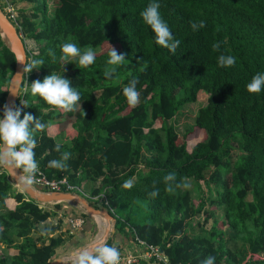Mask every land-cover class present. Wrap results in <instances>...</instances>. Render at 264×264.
I'll return each instance as SVG.
<instances>
[{"label": "trees", "instance_id": "16d2710c", "mask_svg": "<svg viewBox=\"0 0 264 264\" xmlns=\"http://www.w3.org/2000/svg\"><path fill=\"white\" fill-rule=\"evenodd\" d=\"M19 1L32 7L19 8L13 19L5 9ZM152 2L0 0L24 42L26 64L44 61L39 70L24 72L15 103L21 119L31 113L50 125L34 132L39 170L49 180L65 178L72 191L85 192L94 207L108 210L116 232L130 236L135 252L142 247L138 239L157 247L167 264H201L208 256L215 264H264V90L247 91L252 78L264 73V0H155L180 41L175 53L156 44L143 21L141 13ZM201 21L205 26L193 30L191 24ZM69 41L82 50L91 46L94 64H62L61 46ZM111 47L126 54L124 63H107ZM220 55L235 57V65L221 67ZM111 67L116 73L108 78L104 73ZM14 68V54L0 35V117ZM52 72L72 82L82 107L65 111L32 95L30 85ZM132 79L140 93L135 107L123 94ZM201 91L206 104L178 131L174 117ZM202 133V139L188 142ZM235 150L241 154L232 160ZM65 151L71 153L67 168H50L49 161ZM173 172V187L193 183L197 198L189 187L167 191L164 177ZM129 179L133 186L124 188ZM154 188L156 197L150 195ZM206 205L218 208L221 218L207 213ZM60 208L30 199L0 167V264H49L56 258L72 236L68 229L57 233L61 220L50 221ZM202 212L206 221L212 218L211 227L191 233Z\"/></svg>", "mask_w": 264, "mask_h": 264}, {"label": "clouds", "instance_id": "9594fccd", "mask_svg": "<svg viewBox=\"0 0 264 264\" xmlns=\"http://www.w3.org/2000/svg\"><path fill=\"white\" fill-rule=\"evenodd\" d=\"M159 9V3L153 0V2L142 11L141 16L143 21L153 30L156 37V44L175 53L176 49L180 45V41L173 37L172 31L169 25L162 18ZM204 26L203 21L191 24L193 30H198ZM213 47L218 49L219 46L214 45ZM61 51L62 55L59 59L60 62L65 65H68L72 60H77L80 68H86L94 64L96 60V52L91 46L82 50L77 46V44L69 41L65 42L61 46ZM49 55L55 59L54 52H49ZM108 55L110 57L107 61L109 65L118 66L126 61V54L118 53L113 47H111V51ZM218 63L221 67H231L235 65L236 59L231 55H220L218 57ZM21 64L24 65L23 72L31 73L33 70H39L44 64V61L42 59H33L27 64L21 61ZM115 73L116 67H111L106 69L104 74L106 77L111 78ZM17 76H20V73H17ZM137 84L138 81L136 79H132L123 88V94L126 97L128 104L132 107L137 106L140 102V93L137 91ZM30 86L32 95L39 96L48 105L65 111H72L77 107H82L79 103L81 100L79 91L72 86V82L69 79H66L64 75L61 76L56 72H52L50 75L46 76L42 82L40 80H36ZM262 90H264V73H257L247 84V91L249 93L256 94L260 93ZM10 93L13 96L18 94L17 89L14 86ZM22 104L24 105L23 102ZM21 115L22 108L17 107L14 104L4 105L3 115L0 117V167H2L1 165H7L12 168L18 183L23 185L25 188H28L34 183L36 174L39 171L34 151L37 147L34 132L44 131L46 128L50 127V125L45 124L40 120V118L35 117L31 113H23V119H21ZM54 150L60 152L61 146L59 144L55 145ZM70 158L71 153L66 151L62 152L60 159L50 160L48 166L55 169H66L67 164L65 162ZM16 168H20L22 170V174L17 175L14 171ZM164 180L167 184V191L170 193L174 191V187H190L188 183L183 181L176 183L173 187L171 182L176 181V175L174 172L166 175ZM132 186V179L125 181L123 185L124 188H131ZM73 189L75 190V187ZM59 192L76 193L72 191V189L69 191ZM76 194H79L87 200V194L85 192L83 194ZM158 194V190L155 188L150 193L152 197H156ZM39 204L42 206V203ZM110 238H112V236H110L108 240ZM120 259V250L114 246L107 245L101 240L94 248H85L77 253L74 257V264H119ZM201 264H215V257L208 256L201 262Z\"/></svg>", "mask_w": 264, "mask_h": 264}, {"label": "water", "instance_id": "95a60500", "mask_svg": "<svg viewBox=\"0 0 264 264\" xmlns=\"http://www.w3.org/2000/svg\"><path fill=\"white\" fill-rule=\"evenodd\" d=\"M0 35L3 38L4 43L10 49V51L14 54L15 57V68L14 72L10 77L8 87H7V94L5 96L4 105H12L16 103V99L19 94V88L23 79V67L24 65L21 64V61L26 64V51L25 45L21 38V35L17 32L16 27L14 24L8 19L5 13L2 11L0 7ZM17 73H20V76H17ZM13 86L17 89L18 94L13 96L10 91L12 90ZM4 107V106H3ZM3 115V113H2ZM2 168L8 173L9 177L15 182V186L18 187L22 192H24L30 199L43 204H54L59 202H71L81 206V208L85 211V213L100 216L105 220V226L95 240L88 243L85 248H94L101 240L106 243L110 236L114 234V226L116 225V218L106 209L103 208H96L92 204H90L84 197L80 196L76 193L70 192H59V191H52V192H42L38 191L31 186L25 188L23 185L19 184L16 176L14 175L13 169L7 165H1ZM15 173L21 174L19 168H16ZM74 254H71L73 258ZM68 256L64 255V257H56L53 259L49 264H74L73 262L68 261Z\"/></svg>", "mask_w": 264, "mask_h": 264}, {"label": "rangeland", "instance_id": "374dc122", "mask_svg": "<svg viewBox=\"0 0 264 264\" xmlns=\"http://www.w3.org/2000/svg\"><path fill=\"white\" fill-rule=\"evenodd\" d=\"M16 8H13V7H7L5 9V12H8L12 18L13 17H16L17 16V11L19 8H24L25 10L29 11L30 8L32 7V4L29 3V2H26V1H19L16 5H15ZM14 19V18H13ZM26 44H27V49L31 52H36L37 51V47L35 46V44L30 41V40H26ZM19 95V94H18ZM206 99H207V94L203 91H201L199 93V95L197 96V99L194 101V102H191V103H188L187 105H185L183 108H181V110L178 112L177 116L174 117L172 123L173 125L176 127V129L178 131H182L184 128L187 127V125L189 124H192L193 123V120L195 118V114L197 112V110L204 106L206 104ZM203 138V133L202 134H199V136L197 138H194V139H191L189 140L188 142L189 143H192L194 142L195 140H199V139H202ZM241 154L240 151H233L232 152V160H236V158ZM201 185V189L204 191V193H207V187L204 183H200ZM190 190H191V193H192V196L194 198H197V192L194 188V185L193 183H190ZM214 195L213 194L211 197L214 198ZM207 210V213L210 212V211H213L215 216L217 218L220 217V213L221 211L218 209V208H215L214 206H210V205H206L205 207ZM207 213H203L201 215H199L198 217H196L193 221H192V224H191V227L189 229V231L191 233H195V232H199L200 231V227L202 226V228L204 230H209V228L211 227V224H212V218H209L207 221H206V214ZM221 218V217H220ZM200 222V225H198L197 222ZM104 219H99V229L97 228L95 233L92 234V236L96 235L95 237H99V235L101 234V230H102V226H104ZM115 229V228H114ZM97 233V234H96ZM51 235H54V233ZM91 236V237H92ZM95 239V238H93ZM109 240L111 241H115L114 238H110ZM17 241H20L19 239H17ZM83 240H81V245H68L66 244V247L64 248H61L59 250H57V256L56 257H64V255L68 256V261L69 262H73L74 259H72L71 257V254L73 253L75 257L77 253H79L81 250L84 249V246H83ZM109 242V241H108ZM108 242H106V244L108 245ZM0 248L1 247V244H0ZM120 250V249H119ZM123 250H126V251H129V249H123ZM148 261L152 260V259H147V258H144ZM143 260V259H142Z\"/></svg>", "mask_w": 264, "mask_h": 264}, {"label": "crops", "instance_id": "0c3cea01", "mask_svg": "<svg viewBox=\"0 0 264 264\" xmlns=\"http://www.w3.org/2000/svg\"><path fill=\"white\" fill-rule=\"evenodd\" d=\"M61 204V208L59 210L54 211V217L50 218V221H57V220H61L62 225H61V229L60 231H66L67 229L69 230L70 233H72L71 238L68 240V242L66 243L67 246L68 245H81V240H83V246L85 247L88 243L92 242L93 240L96 239V235L92 236L93 233H95L96 229H99V219H103L100 216H94V215H90L84 212V210L81 208L80 205L75 204V203H71V202H60ZM53 204H43L42 206L47 207V208H51ZM86 215L84 217V215ZM75 219H80L82 221L81 225L77 226V227H73L72 223ZM105 221V220H104ZM94 224V227H93ZM105 226V223H104ZM104 226H102V230L104 228ZM116 229V228H115ZM101 230V232H102ZM97 234V233H96ZM64 236L67 237V233L65 232ZM92 236V237H91ZM95 238V239H93ZM112 238H114L115 241L118 243V245L120 246V248L122 249H129V250H133L135 249L136 245L133 243V241L131 240L130 236L126 237L124 235H121L119 233L116 232V230L114 231V234L112 236ZM66 247V245L64 246V248ZM61 249V248H60ZM59 250V249H58ZM55 259V258H54Z\"/></svg>", "mask_w": 264, "mask_h": 264}, {"label": "built area", "instance_id": "2783aa9c", "mask_svg": "<svg viewBox=\"0 0 264 264\" xmlns=\"http://www.w3.org/2000/svg\"><path fill=\"white\" fill-rule=\"evenodd\" d=\"M21 174L22 170L19 168ZM34 189L43 191V192H52V191H69L74 187L70 185L65 178L58 180H49L47 179L43 173L39 170L36 174L35 181L31 185ZM82 221L80 219H75L72 223L73 227H77L81 225ZM139 244L142 246L140 251L133 250H120L121 259L119 264H137L141 259L147 258L152 259L154 264H167V260L165 259L163 253L158 250L157 247L148 246L142 240L136 239ZM118 245V244H117ZM116 248H120V246L114 245ZM254 258H259L258 255L253 256ZM74 259V257L72 258Z\"/></svg>", "mask_w": 264, "mask_h": 264}]
</instances>
